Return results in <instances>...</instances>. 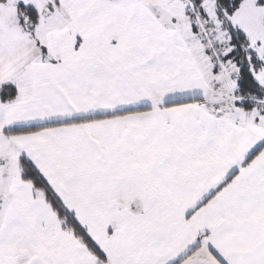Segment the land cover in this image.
I'll return each instance as SVG.
<instances>
[{
	"label": "snow or ice",
	"instance_id": "1",
	"mask_svg": "<svg viewBox=\"0 0 264 264\" xmlns=\"http://www.w3.org/2000/svg\"><path fill=\"white\" fill-rule=\"evenodd\" d=\"M0 264H264V0H0Z\"/></svg>",
	"mask_w": 264,
	"mask_h": 264
}]
</instances>
